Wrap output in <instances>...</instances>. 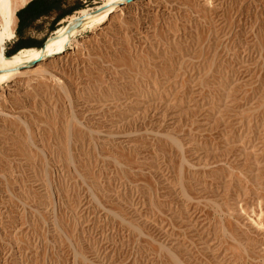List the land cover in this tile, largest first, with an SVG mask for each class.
I'll return each instance as SVG.
<instances>
[{"label":"rangeland","instance_id":"374dc122","mask_svg":"<svg viewBox=\"0 0 264 264\" xmlns=\"http://www.w3.org/2000/svg\"><path fill=\"white\" fill-rule=\"evenodd\" d=\"M103 1L48 0L4 55ZM85 23L0 81V264H264V0Z\"/></svg>","mask_w":264,"mask_h":264},{"label":"bare ground","instance_id":"6f19581e","mask_svg":"<svg viewBox=\"0 0 264 264\" xmlns=\"http://www.w3.org/2000/svg\"><path fill=\"white\" fill-rule=\"evenodd\" d=\"M25 0L17 2L16 0H0V81L7 80L12 75L26 73L27 68L34 69L40 67L44 61L50 60V58H58L65 52L67 47H70L73 43V36L75 28L85 24L93 29L103 23L120 4H126L125 0H105L102 4L98 5L91 11L81 10L79 16H72L69 18L67 24L54 30L53 36L50 38V42L57 43V46L48 52L45 49L26 48L16 52L11 56L4 55V43L6 40L13 37V26L15 23V10L18 5L24 3ZM102 8L100 11L95 10ZM77 18H80L79 25L68 31V26L73 24ZM76 42V41H75ZM31 61H35V64L29 66ZM46 72V71H45Z\"/></svg>","mask_w":264,"mask_h":264},{"label":"crops","instance_id":"0c3cea01","mask_svg":"<svg viewBox=\"0 0 264 264\" xmlns=\"http://www.w3.org/2000/svg\"><path fill=\"white\" fill-rule=\"evenodd\" d=\"M26 4H24L22 7L17 9L16 12L18 10L22 9ZM40 7H41L40 4L36 3V4L32 5V6H30L25 12L21 13V28H19L18 31H16V29H17V26H18L19 18L16 16V24H15V28H14V33L15 32L19 33L22 30V28L31 26L34 22L38 21L39 19L48 16L49 13L52 11L51 10V11H49L47 13H43L42 15H39V16H33L35 14V11H37V9H39ZM16 12H15V15H16ZM14 33H13V36H15ZM13 43H15V42H13ZM36 49H43V48L40 47V48H36ZM21 50H23V49H21Z\"/></svg>","mask_w":264,"mask_h":264},{"label":"trees","instance_id":"16d2710c","mask_svg":"<svg viewBox=\"0 0 264 264\" xmlns=\"http://www.w3.org/2000/svg\"><path fill=\"white\" fill-rule=\"evenodd\" d=\"M47 1L48 0H30L22 9L18 10L16 12V15H15V17L17 16L19 18V22H18V26H17L16 31H18L19 28H21V13L25 12L30 6H32V5L36 4V3L40 4V6H41L39 9H37V11H35V14L33 16L42 15L43 13H47V12H49L52 9L55 8L54 6H50V7L45 6Z\"/></svg>","mask_w":264,"mask_h":264},{"label":"water","instance_id":"95a60500","mask_svg":"<svg viewBox=\"0 0 264 264\" xmlns=\"http://www.w3.org/2000/svg\"><path fill=\"white\" fill-rule=\"evenodd\" d=\"M125 1H126L127 3H129V2H131L132 0H125ZM101 9H102V8H99V9L95 10V12H98V11H100ZM79 20H80V18H77L73 24H70V25L68 26V31H70L72 28L77 27V26L79 25ZM29 64H30V65H34V64H35V61H31Z\"/></svg>","mask_w":264,"mask_h":264}]
</instances>
